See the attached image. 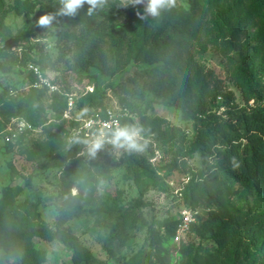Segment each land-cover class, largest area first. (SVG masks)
Wrapping results in <instances>:
<instances>
[{"label":"trees","instance_id":"obj_1","mask_svg":"<svg viewBox=\"0 0 264 264\" xmlns=\"http://www.w3.org/2000/svg\"><path fill=\"white\" fill-rule=\"evenodd\" d=\"M188 1L189 8L175 0L156 16L145 11L147 0H104L91 14L85 3L74 16L55 14L61 0H38L34 20L23 11L25 28L9 43V52L0 53V134L16 118L38 131H27L6 146L29 161L50 160L59 171L53 199L58 214L49 224L41 217L40 199H22L20 185H0V250L12 264L46 263L47 253L36 248V238L63 243L73 254L72 264H102L68 226L88 211L102 218L101 225L122 246L146 229L150 250L141 255L148 264H264V0ZM4 10L5 0H0ZM46 14L55 16L57 60L30 44L46 28L37 24ZM208 45L224 60L225 78L204 61ZM72 51L67 68L60 69ZM29 66L39 67L58 91L34 87L32 73L18 85L15 69ZM99 72L121 76L110 86L112 95L101 89ZM75 90V113L67 120L63 115ZM112 99L126 110L119 117L121 127L141 130V148L109 143L104 152L84 157L88 139L72 131L81 119L105 118ZM157 106L175 109L184 125L159 115ZM222 107L226 111L219 114ZM27 138L29 145H20ZM114 151L123 182L134 185L135 196L120 188L102 190L115 179ZM156 151L168 158L166 164L152 165ZM158 173L189 178L176 188L174 201L201 212L191 226L193 241L175 242L178 218L155 227L143 217L140 209L150 189L169 191L156 180Z\"/></svg>","mask_w":264,"mask_h":264},{"label":"rangeland","instance_id":"obj_2","mask_svg":"<svg viewBox=\"0 0 264 264\" xmlns=\"http://www.w3.org/2000/svg\"><path fill=\"white\" fill-rule=\"evenodd\" d=\"M37 1L5 0V10L2 13L0 12V53L9 52V43L13 42L17 34L25 28L27 19L26 13L24 12L26 9L29 10L31 19H35L39 11V6L36 5ZM178 2L185 8H189L190 6L188 0H178ZM29 6H34L33 12H31V7L29 8ZM54 10L58 11L59 9L54 8ZM59 12L55 14H59ZM195 13L193 11V14ZM3 14L4 16H2ZM46 28V30L38 31L31 38L30 44L38 46V48H44V53L51 55L52 58L57 60L61 54L60 44L57 42V36L53 34L54 29L52 25ZM64 46L73 48L71 42L64 43ZM68 54L67 57H64L63 62L59 64L60 69L67 68L68 65L65 61H71L75 52L72 51ZM204 61L210 68L215 69L217 74H220L222 78L226 77L224 60L214 47L206 46ZM15 70L17 73L13 75L14 81L20 85L21 81L28 76L29 71L28 69ZM51 74L53 75L54 73ZM120 77V75H117L112 78L109 75H103L99 72L101 89L105 90L108 95H112L110 86H116ZM230 89L234 90L237 96H239V92L233 84H230ZM75 94H77V90H75ZM119 108L117 101L112 99L110 109L118 111ZM74 113L75 109L73 108L71 117H73ZM157 113L165 116L173 124L184 125L181 121L180 114L175 109H166L163 106H157ZM29 140L30 138L23 140L20 145H29ZM141 140L140 137L138 140L140 145H142ZM8 150L9 148L6 146L4 139L0 137V185L10 183L20 185L25 188V194L22 199L31 196L40 199L41 217L45 222L53 225L58 214V205L53 199L57 194L59 171L51 167L50 160L40 162L29 161L19 154L18 151L10 152ZM104 151V148H102L96 152V155ZM82 155L93 158V156L88 154V148H86ZM111 161L115 170V179L112 183L103 185L102 190L114 192L116 188H120L127 195L129 194V198L137 195V189L131 182H123V171L116 164L119 162V154L117 152L114 151L111 153ZM167 162L168 158L164 157L161 151H156L155 158L151 161L153 166H157L158 164L164 165ZM191 164L195 168L200 166L196 159L191 161ZM155 178L161 184L168 186L169 191L163 192L157 189H150L144 201L145 205L140 210L148 225L159 227L167 219L178 218V212L182 207L176 205L174 197L178 194L176 188L183 183L184 176L176 174L168 177L165 173H158ZM27 180L30 182L29 185H27ZM102 222L103 220L100 216L92 211H88L82 218L71 222L68 226L72 233L79 238L82 245L102 264H131L129 263L130 260L137 256V261L134 264H148L141 255L143 252L150 250L148 231L146 229L137 232L134 238L129 240L125 246H122L110 230L101 225ZM184 240L193 241L194 236H187ZM34 243L38 250L47 253L45 264H72L73 254L63 243L59 241L48 242L41 238H36ZM0 264H12L10 257L2 250H0Z\"/></svg>","mask_w":264,"mask_h":264},{"label":"built area","instance_id":"obj_3","mask_svg":"<svg viewBox=\"0 0 264 264\" xmlns=\"http://www.w3.org/2000/svg\"><path fill=\"white\" fill-rule=\"evenodd\" d=\"M29 74H34L37 77V82L34 84L36 88L47 87L50 93H55L58 91V88L54 86L48 78H46L41 72L39 67L29 66L28 68ZM76 94H73L69 98V109L64 113L63 117L67 120H71V111L74 108V97ZM221 101V98H219ZM253 105V102L250 103ZM226 111L225 108H221L219 114H222ZM123 110L121 108L118 111L110 109L107 111L105 118L96 114L93 117L87 119H81L80 126L77 130L72 131V135H85L88 140L93 139L98 136L101 131L107 133L116 127H121V123L119 121V117L122 116ZM118 113V114H117ZM123 114V115H124ZM27 131L38 132L34 129V127L22 119H12L10 123L7 124L5 131L0 134L5 141V143H16ZM108 137H105V143L102 148H107ZM101 148V149H102ZM186 183L189 181V178L183 179ZM200 214L199 211H194L188 207H182V209L178 212V219L181 220V223L178 227L177 234L174 238L176 243H180L184 238L189 236L191 232V226L196 223L197 216Z\"/></svg>","mask_w":264,"mask_h":264},{"label":"clouds","instance_id":"obj_4","mask_svg":"<svg viewBox=\"0 0 264 264\" xmlns=\"http://www.w3.org/2000/svg\"><path fill=\"white\" fill-rule=\"evenodd\" d=\"M137 2H141V0H137ZM85 3L90 5L88 11L89 14H91L95 8L104 3V0H61L62 7L59 14L74 16L77 13V10ZM174 3L175 0H147L145 11L152 16H156L158 15L159 10L166 6H173ZM54 19L55 16L51 14L41 15L37 20V24L40 27H47L51 25ZM140 131V129L134 127L118 126L108 133L101 131L98 136L91 140H85L83 143L87 145L88 154L93 157L96 155V152L103 147L106 136L108 137V142L116 148L139 150L141 148V145L138 143ZM73 194H75V190H73Z\"/></svg>","mask_w":264,"mask_h":264}]
</instances>
